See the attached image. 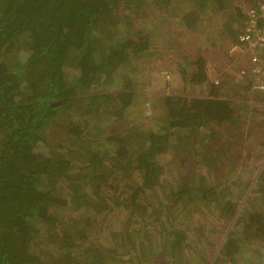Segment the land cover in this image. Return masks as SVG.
Returning a JSON list of instances; mask_svg holds the SVG:
<instances>
[{"label": "trees", "instance_id": "16d2710c", "mask_svg": "<svg viewBox=\"0 0 264 264\" xmlns=\"http://www.w3.org/2000/svg\"><path fill=\"white\" fill-rule=\"evenodd\" d=\"M255 2L0 0V264H241L250 248L264 264V153L238 162L264 144V106L223 96L264 91L209 84L196 42L213 36L227 57ZM164 12L193 39L180 73L206 94L157 95L127 119L134 83L98 88L149 61L136 21ZM58 132L68 146L49 144ZM246 158L256 172L239 182Z\"/></svg>", "mask_w": 264, "mask_h": 264}, {"label": "rangeland", "instance_id": "374dc122", "mask_svg": "<svg viewBox=\"0 0 264 264\" xmlns=\"http://www.w3.org/2000/svg\"><path fill=\"white\" fill-rule=\"evenodd\" d=\"M160 18H161V21L162 20L167 21L166 22L167 24H165L163 27L159 25ZM176 18L175 16H169L165 14L164 12L163 14H159V13L152 14V16L149 19H145V20L141 19V20L136 21L142 25V29L144 31L149 30L148 36H150V41H152V45H153L151 47V50L147 53V58H150L149 61L146 63L139 64L140 68L136 65L135 62L131 61L129 67L120 72L119 77L110 76L112 79L110 77L106 78L104 80L105 84L101 83V85L98 88L102 92H114L117 90V87H119L120 85L124 86L123 85L124 82L134 83V85L126 84V87L127 86L131 87V91L137 95L136 104L133 107L134 109L129 110L126 113L127 119L129 117L138 118V116L140 115L139 111L147 112L148 111L147 106L151 102L155 101L154 99L157 97V95H162V94L172 95L173 93H176V95L177 94L199 95L201 94V92H203V86L205 87V84L190 85L187 82L186 83L189 87L186 86V88H184L183 90H179V89H182L181 80H183L187 76V75L184 76L182 73H180V67L183 66L184 69L188 68L189 63L191 62V60H193V58L190 57V55L191 54L193 55L194 50H193V39L191 37L188 38V36L186 35L182 37H178L175 33V30L173 31L172 23L174 20L177 21ZM206 19H208V17H206ZM171 41H174L175 44L171 43ZM196 42H197V46L200 45L202 50L206 48V50H204L205 53L203 52L204 53L203 56L209 55L210 62L208 61V65H207L209 67L208 73L209 75H213L215 73L213 66L219 67L220 62H217V61L224 54V49L221 50V48L219 47L220 41H216L213 38V36H210L209 38H207L206 36H203V38L202 37L199 38ZM130 69H133V71H131ZM173 71L176 72V74H174ZM67 72H69L68 75H69V78H71L73 75H70V74L71 73L73 74V70L67 69ZM187 73H189V69H187ZM228 85L229 84H226V86ZM223 96L227 99L235 100L236 102L244 104V102L241 101L240 97L233 96L232 94L226 91L223 92ZM246 101H248V103L245 105L248 106L249 108L254 110V108L260 107L261 111L263 112L262 106H264V102L255 101L254 95L252 96V101L251 100L250 102L249 100H246ZM110 111L111 113L113 112V110H110ZM249 116H248V119L250 120L251 117ZM115 120L116 119L114 117L113 123ZM249 120H246L245 123L248 124ZM102 121L104 122V120ZM102 121L100 123H102ZM94 124L96 123H92V127ZM105 125H106L105 126L106 128L107 124L105 123ZM110 125L112 128L118 127V124L111 123ZM241 132H242V138H243L242 140H248L246 137V133H247L246 125L243 126ZM261 132L262 131H260V135H261ZM55 137H56V141L54 140L52 141L50 138L49 144L55 147L62 145V144L68 146V141H66L67 140L66 138L64 139L63 133L58 132V136H55ZM258 141H260V138ZM245 142L246 141H244V144L247 143ZM251 143H253V146H252L254 147L253 150L251 148L250 149L246 148V151H243L242 156L240 157L238 162H241L242 157L244 158L246 154H249L251 152L254 154V156L258 155L259 159H261V155H263L264 153L263 151L264 144L260 146L259 144H257V141L255 142L254 139ZM102 144L105 145V147H106V144L108 145V143L106 142ZM161 162H162V165L166 164V161L164 159H162ZM255 163L256 162L251 161V158L244 159L243 164H245L246 166H240V169L238 172L239 182H244L246 180H249L250 178L252 179V175L254 174V172H256ZM166 177L168 176L166 175ZM204 218H205L204 220L212 222V218L208 217L207 215ZM191 221H194V220L192 219ZM216 228H221V227L218 225L216 226ZM250 231L253 232V229H250ZM251 249L252 248L249 249L248 253H245V256L243 257L244 261L241 262V264H251V261H247L249 260L248 257H249V253L251 252L250 251ZM158 264H165V260L160 259L158 261Z\"/></svg>", "mask_w": 264, "mask_h": 264}, {"label": "built area", "instance_id": "2783aa9c", "mask_svg": "<svg viewBox=\"0 0 264 264\" xmlns=\"http://www.w3.org/2000/svg\"><path fill=\"white\" fill-rule=\"evenodd\" d=\"M255 6L243 8L245 15L244 32L238 43L230 46L228 57L243 66L238 76L250 79V92L264 91V0H255ZM236 57L239 58L236 59ZM215 85L218 84L214 80Z\"/></svg>", "mask_w": 264, "mask_h": 264}, {"label": "crops", "instance_id": "0c3cea01", "mask_svg": "<svg viewBox=\"0 0 264 264\" xmlns=\"http://www.w3.org/2000/svg\"><path fill=\"white\" fill-rule=\"evenodd\" d=\"M203 57L205 59L204 70H205V73H206L207 82L209 84H212L214 87H218V86H220L223 83H235L236 82V83L244 84V83H247L249 81V79L247 77L238 76V71H239L240 67L243 66L245 63H243V65H242L241 61L235 62L233 59L228 58V56L227 57L224 56V57H221L220 59H218V61H217V62H220L219 67L211 65V66H213V68L215 70V73L213 75H209V73H208V71H209L208 68L209 67L207 65H208V61L210 62V60H209L210 57L209 56H203ZM236 59L239 60L238 57H236ZM173 73L176 74V72H174V71H173ZM214 80H217V82H218L217 85H215L213 83ZM181 83H182V89H179V90H183L184 88H186V86H188L187 83H186V78L181 80ZM205 94H206V88L203 86V92H201L200 96H203ZM165 95H169V94H165ZM172 95H176V93H173ZM178 95L179 96H184L185 94H182V95L181 94H177V96ZM190 95L191 94H188L187 96H190ZM192 96H194V95H192ZM219 98H221V97H219ZM221 99H223V98H221ZM246 100H249V102H250V100L252 101V96L249 95V94L244 95V98H243V100L241 99V101L247 104L248 101H246ZM248 116H249V114L246 116V120H249ZM249 117H251V115Z\"/></svg>", "mask_w": 264, "mask_h": 264}]
</instances>
